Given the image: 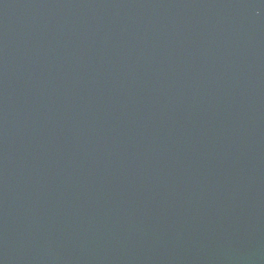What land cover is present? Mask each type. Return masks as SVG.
<instances>
[{
	"label": "water",
	"instance_id": "obj_1",
	"mask_svg": "<svg viewBox=\"0 0 264 264\" xmlns=\"http://www.w3.org/2000/svg\"><path fill=\"white\" fill-rule=\"evenodd\" d=\"M0 264H264V0H0Z\"/></svg>",
	"mask_w": 264,
	"mask_h": 264
}]
</instances>
